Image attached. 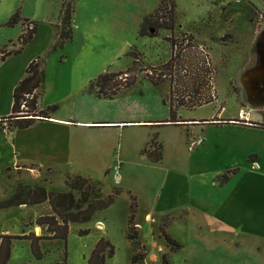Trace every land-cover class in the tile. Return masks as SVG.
<instances>
[{
  "label": "crops",
  "instance_id": "crops-1",
  "mask_svg": "<svg viewBox=\"0 0 264 264\" xmlns=\"http://www.w3.org/2000/svg\"><path fill=\"white\" fill-rule=\"evenodd\" d=\"M24 1L0 0V7L6 10L3 11L5 18L1 25L8 27L9 18L17 10L22 19L36 22L42 16L46 22H36L37 30L32 40L17 55L1 58L4 46L6 51L19 47L18 37L26 29L24 24L4 33L0 40V117L12 113L14 89L26 76L29 63L37 58H40L45 73L39 89L42 93L41 105H56L57 109L50 117L37 119L27 128H13L4 133L0 127L1 192L10 196L19 183L58 191L54 189L55 182L66 189V178L79 174L102 181L105 195L119 188L121 193L116 199L127 196V212L134 199V220L142 233L145 231L142 220L155 225L158 222L157 214L171 219L202 214L212 216L216 227L225 233L220 236L234 239L242 235V242L254 240L264 246V140H261L264 138V128L260 127L264 124V102H250L244 98L246 105L240 104L239 109L229 112L220 103L217 94V100L208 103L213 106L211 114L202 112L190 115L183 110H196L201 106L193 109L184 107L177 112L178 121L171 123L168 121L170 107L165 102L170 82L168 91L158 88L145 76L144 71L138 73L137 81L132 86L122 89L112 98L99 97L89 91L88 86L104 69L84 61L80 47L72 58V39L66 41L63 48L55 49L60 36V19L54 22V11L49 7L41 13L29 11L22 7ZM107 1L104 4L108 6L105 14L108 18L114 22L133 19L139 38L152 37L141 36L139 32L144 18L153 13H138L135 17L134 14H126L124 1ZM28 3L33 5L31 0ZM248 5L256 10H264V0H248ZM247 9L250 12L248 33H252L251 61L243 69L246 85L250 82V88L254 89L264 84V24ZM92 21L98 20L92 18ZM123 27L117 22L111 29L119 31ZM230 27L229 30L236 32L232 25ZM185 32L192 33L189 29ZM122 42L123 45L111 53L113 58L129 56L126 46L132 42ZM241 85L238 91L234 89L238 99L244 92ZM242 111L247 112L250 122L242 119ZM209 129H225L231 134L229 149H232L233 155L240 157L239 160L245 159L246 162L224 183L207 180L202 173L193 170V159L190 160L195 152V148L190 147L192 139H198L195 153L199 154L209 141ZM154 136L157 143L162 145V158L158 162L143 153ZM254 137L257 139L253 140ZM158 169L162 174L160 178H157ZM162 171H165L164 174ZM115 174L119 187L115 186ZM2 184L8 187L2 189ZM1 192L0 198H5ZM34 205L44 207L36 213L34 222L40 215L52 214L47 202ZM27 206L18 207L26 209ZM98 213L93 219L96 217L95 222L106 227V236L115 243L116 222L97 218ZM38 228L41 233L34 229L38 236L47 234L44 225H38ZM124 228L127 238L128 219ZM55 241L58 240H44L42 245L47 249L45 246L48 244L43 243ZM127 241L130 245L128 238Z\"/></svg>",
  "mask_w": 264,
  "mask_h": 264
},
{
  "label": "rangeland",
  "instance_id": "rangeland-1",
  "mask_svg": "<svg viewBox=\"0 0 264 264\" xmlns=\"http://www.w3.org/2000/svg\"><path fill=\"white\" fill-rule=\"evenodd\" d=\"M28 1L25 0L21 4L23 8L41 13L42 10L49 7L54 11V22L59 21L61 12L70 5L73 11L72 58L75 57L78 47H80L82 59L92 63L95 67L103 68V72L125 70L132 65L133 58L130 55H124L120 58L112 57L111 53L123 45V40H131L132 44L126 46V51L132 52L136 49L142 54L139 63L149 68V66H159L170 58L171 43L166 40V37L172 35L179 43L184 38L185 31L189 29L196 35V41L202 43L201 46L210 56L214 68L213 83L216 93L220 103L224 104L229 112L239 109L240 104L246 105L247 101L244 98L250 102L251 100L258 103L264 102V84H259L252 89L250 82H247L246 85L244 76L243 68L248 67L247 64L251 61L249 56L252 40V33H248L250 12L247 8L250 9L256 20L260 13H264V10H256V8L250 7L248 0H120L124 1L123 8L126 14H134L135 17L138 13L152 14L158 10L163 2H172V23L174 24V20H176L175 28L173 27L171 30L160 27L156 35L142 38H139L136 29L134 30L136 22L133 19L117 21L126 27H123V30L111 29L113 24H117V22L105 15L108 8L104 4L106 0H31L33 5H30ZM220 1H225V3ZM107 2L111 1L108 0ZM175 5L177 6L176 19H174ZM3 11H6L5 7H0V40L4 37V33L7 34L23 24L20 21L14 26L1 25V21L5 18ZM92 18L98 21L93 22ZM42 19L41 16L36 22L38 24L46 22ZM230 25L236 29V32L229 30ZM144 72L146 73V71ZM168 81L167 78V81L159 84L158 88L168 91L170 82ZM241 83L244 84L241 85ZM239 85L244 91L241 92V99L237 98L234 91V89L239 90ZM211 106L206 104L196 110L183 111L190 115L202 112L211 114L213 109ZM217 108L219 110V107ZM22 109L25 110V107ZM209 132L211 133L209 141L206 142L205 149L199 154L195 153L197 150L195 143L198 139H192L190 147L195 148V152L193 151L190 160L193 159L194 171L202 173L207 180L214 179L220 183L223 174H226L230 169L242 167L246 162L245 159L239 160L238 155L232 154V149H229L231 134L227 133L225 129L224 131L209 129ZM256 139L253 138V140ZM254 142L257 146V142ZM192 143H194L193 146ZM219 144H221L220 147L216 148ZM251 147L254 148L255 146L251 145ZM162 172L164 174L165 171ZM160 177L162 174L158 169L157 178ZM114 179L115 186L119 187L116 174ZM100 182L103 184L102 181ZM4 186L7 185L2 184V189ZM54 189L66 191L65 188H60L58 182L54 183ZM1 195L5 198L9 197L5 196L4 192H1ZM127 200V196L115 198L112 205L99 211L97 215V218H107L116 222L118 229L114 239L115 243L106 236L105 226L104 228L98 227L99 224L95 222V217L94 221L71 223L66 242L61 240L54 243L44 242L45 245L48 244L45 248L49 249V253L40 260L32 254L30 240L21 235L30 232L38 235L34 229L41 233L38 225L34 222V218L37 212L42 211L43 205H28L26 209H24L25 207L1 209L0 231L18 236L13 240L8 264H54L58 261L61 262L64 255H66V264H89L88 261L97 239L102 236L108 238L115 246L114 256L106 259L105 264H264L263 245L254 240H249L247 243L242 242L240 239L242 235L234 239L229 236H220L225 235V233L216 227L212 216L202 214L198 216L183 215L181 218L175 219L164 218L157 214L158 222L155 225L142 220L145 225L143 233L134 218L132 223L137 227L139 240L144 246L134 251L127 241L124 228L127 225V219L129 226L131 213L130 207L129 212H127ZM142 218L143 216L140 217V219ZM164 232L179 243L180 247L168 244ZM140 234L142 235L140 236ZM135 253L144 255L138 263H132V257Z\"/></svg>",
  "mask_w": 264,
  "mask_h": 264
},
{
  "label": "trees",
  "instance_id": "trees-1",
  "mask_svg": "<svg viewBox=\"0 0 264 264\" xmlns=\"http://www.w3.org/2000/svg\"><path fill=\"white\" fill-rule=\"evenodd\" d=\"M163 2L160 6H162ZM72 7L68 5L60 15V36L54 46L55 49L63 48L66 41L72 39ZM22 21L26 30L18 37L19 47L15 50L6 51L2 49L1 58L11 54H19L23 47L32 40L37 30V23L22 19L17 10L8 20V26H14ZM32 27H29V24ZM161 26L173 29L174 24H155L151 20V15L145 17L140 35H156L149 33L150 26ZM184 38L176 41L173 36L166 37L171 43V56L168 61L159 66H143L139 63L142 54L133 50L129 55L133 58L132 65L125 70L116 72L105 71L99 74L88 86V90L95 92L99 97L111 98L118 94L122 89L132 86L138 78V73L146 71L145 76L155 85L167 80L170 81V90L165 99L170 107L171 123L177 122V112L180 108H196L217 100L216 88L214 87V68L211 59L205 48L192 33H184ZM45 73L41 68L40 58L29 63L26 69V76L15 87L13 92L12 113L5 117L9 120L13 128H27L33 125L37 119L48 118L57 109L56 105L42 107V93L39 91L44 82ZM24 105L25 110L22 109ZM260 127L264 128V124ZM156 136L144 148L143 153L153 161H160L162 158V145L157 143ZM251 159V158H250ZM238 171L230 169L222 175L220 183L226 182L232 174ZM66 191H51L43 186H31L19 183L14 192L4 199H0V210L18 207L21 205H34L47 202L53 214H43L35 219L37 225H44L47 230L46 235L38 236L34 232L23 234L22 237L30 240L32 254L36 259H43L48 255L49 249H44V240H62L66 242L71 223H84L91 221L98 211L108 208L121 193L119 188H114L112 193L104 195L101 182L82 175H73L66 178ZM129 226L127 238L134 251L143 248L139 240V231L132 223L136 212V203L133 199L130 206ZM168 244L180 247L173 238L164 232ZM18 236L0 232V264H8L13 240ZM44 244V243H43ZM115 254L114 244L106 237L97 240L88 263L105 264L106 259ZM142 254L135 253L132 263H138ZM141 257V258H140ZM54 264H66V255L61 262Z\"/></svg>",
  "mask_w": 264,
  "mask_h": 264
},
{
  "label": "built area",
  "instance_id": "built-area-1",
  "mask_svg": "<svg viewBox=\"0 0 264 264\" xmlns=\"http://www.w3.org/2000/svg\"><path fill=\"white\" fill-rule=\"evenodd\" d=\"M172 4L170 2H165L162 6H160L158 8L157 11H155L152 15H151V20L153 23L155 24H170L173 20H172ZM258 20L260 23L264 24V13H260L258 16ZM29 27H32L31 25H28ZM27 27V26H26ZM161 26H150V28L154 29V31H156V29H159ZM202 47V46H201ZM22 107H24V105H22ZM247 112L246 111H242L241 117L242 119H246L247 122H250V120L248 119V117L246 116ZM0 127L2 129V131L4 133H8L10 132L11 125L10 122L7 118L5 117H0ZM194 145V143H192V146ZM33 171V170H32Z\"/></svg>",
  "mask_w": 264,
  "mask_h": 264
},
{
  "label": "water",
  "instance_id": "water-1",
  "mask_svg": "<svg viewBox=\"0 0 264 264\" xmlns=\"http://www.w3.org/2000/svg\"><path fill=\"white\" fill-rule=\"evenodd\" d=\"M149 32H150V33H153V32H154V29L150 28V29H149Z\"/></svg>",
  "mask_w": 264,
  "mask_h": 264
},
{
  "label": "flooded vegetation",
  "instance_id": "flooded-vegetation-1",
  "mask_svg": "<svg viewBox=\"0 0 264 264\" xmlns=\"http://www.w3.org/2000/svg\"><path fill=\"white\" fill-rule=\"evenodd\" d=\"M157 30H158V29H156V31H154V32H157ZM154 32H153V33H154ZM149 33H150V32H149ZM153 33H150V34H153Z\"/></svg>",
  "mask_w": 264,
  "mask_h": 264
},
{
  "label": "bare ground",
  "instance_id": "bare-ground-1",
  "mask_svg": "<svg viewBox=\"0 0 264 264\" xmlns=\"http://www.w3.org/2000/svg\"><path fill=\"white\" fill-rule=\"evenodd\" d=\"M101 226V225H100ZM102 227V226H101Z\"/></svg>",
  "mask_w": 264,
  "mask_h": 264
}]
</instances>
